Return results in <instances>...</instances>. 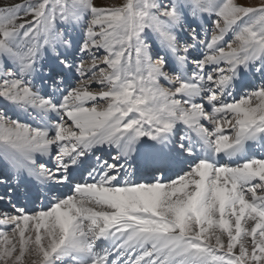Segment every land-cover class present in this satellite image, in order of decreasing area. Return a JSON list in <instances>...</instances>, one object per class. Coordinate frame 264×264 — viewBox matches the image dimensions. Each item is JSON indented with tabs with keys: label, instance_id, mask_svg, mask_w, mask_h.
<instances>
[{
	"label": "snow or ice",
	"instance_id": "1",
	"mask_svg": "<svg viewBox=\"0 0 264 264\" xmlns=\"http://www.w3.org/2000/svg\"><path fill=\"white\" fill-rule=\"evenodd\" d=\"M257 147L264 0H0V264H264Z\"/></svg>",
	"mask_w": 264,
	"mask_h": 264
},
{
	"label": "rangeland",
	"instance_id": "2",
	"mask_svg": "<svg viewBox=\"0 0 264 264\" xmlns=\"http://www.w3.org/2000/svg\"><path fill=\"white\" fill-rule=\"evenodd\" d=\"M95 2L99 4L118 5L120 3V0H95ZM250 2L258 4L259 0H250ZM262 156H264V154Z\"/></svg>",
	"mask_w": 264,
	"mask_h": 264
},
{
	"label": "bare ground",
	"instance_id": "3",
	"mask_svg": "<svg viewBox=\"0 0 264 264\" xmlns=\"http://www.w3.org/2000/svg\"><path fill=\"white\" fill-rule=\"evenodd\" d=\"M16 2H19V0H12V1L11 0H4L5 4H11V3H16ZM255 151L258 152L259 156H262L264 154V150H261L259 147H257L256 149L253 150V152H255ZM23 203L27 204L26 201H24ZM29 207H31V206L29 205Z\"/></svg>",
	"mask_w": 264,
	"mask_h": 264
}]
</instances>
